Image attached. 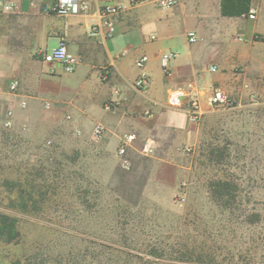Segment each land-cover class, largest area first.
<instances>
[{
    "label": "crops",
    "instance_id": "obj_1",
    "mask_svg": "<svg viewBox=\"0 0 264 264\" xmlns=\"http://www.w3.org/2000/svg\"><path fill=\"white\" fill-rule=\"evenodd\" d=\"M4 1L13 9H0V106L11 111V124L18 126L27 116L37 129L47 126L57 136L79 132L86 142L101 124L104 139L97 147L105 145L114 157L123 137L133 134L128 156L140 153L137 142L153 139L154 163L166 162L162 147L171 155L198 135L188 112L190 93L197 96L202 117L214 112L207 104L214 89L241 102L264 75V0H174L167 7L159 0H78L88 2L90 12L65 17L50 11L58 0ZM110 5L119 7L109 17L112 35L89 37L90 27L100 23L99 9ZM251 11L254 19L248 18ZM189 32L196 43H188ZM60 43L79 59L72 74L80 67L87 74L78 87L58 84L62 68L55 65L51 73L52 65L43 62L41 53ZM168 52L176 59L165 75L159 59ZM144 55L142 72L150 85L137 90L132 84L141 71L135 61ZM26 62L34 63L27 71ZM12 80L18 81V92L8 90ZM179 91L185 93L181 107H169V95ZM22 97L28 98L25 109L19 106ZM44 102L52 108L43 109Z\"/></svg>",
    "mask_w": 264,
    "mask_h": 264
},
{
    "label": "rangeland",
    "instance_id": "obj_2",
    "mask_svg": "<svg viewBox=\"0 0 264 264\" xmlns=\"http://www.w3.org/2000/svg\"><path fill=\"white\" fill-rule=\"evenodd\" d=\"M32 59L39 61L36 53ZM33 64L26 62L24 70ZM86 76L80 67L75 74H62L58 84L78 87ZM12 82L18 92L17 80L8 83V90L12 92ZM256 86L241 102L230 98L229 109L200 117L198 135L189 146L182 145L171 155L162 147L160 157L166 162L159 163H154V152L114 157L106 154L104 144L99 150L104 130L97 136L92 132L86 142L79 132L57 136L47 126L37 129L36 121L27 116L18 126H7L11 111L0 106V212L17 218L20 232L17 245L0 247L3 264L69 249L82 251L83 264H107L112 248L149 259L137 249L148 253L162 245L171 250L178 229L171 223L187 210L196 211L201 219L206 215L211 225L227 215L234 220L224 254L216 253L219 258L211 264H264V75ZM207 149L224 153L223 166L206 160ZM30 178L49 185L44 195L36 191V198L48 199L36 215L8 207L19 194L6 186L24 185ZM223 179L229 180L236 199V206L225 213L214 210L211 199L217 198L209 185ZM209 233L205 235L210 237ZM111 237L119 242L113 244ZM123 237L131 241L127 244L131 248L121 245Z\"/></svg>",
    "mask_w": 264,
    "mask_h": 264
},
{
    "label": "trees",
    "instance_id": "obj_3",
    "mask_svg": "<svg viewBox=\"0 0 264 264\" xmlns=\"http://www.w3.org/2000/svg\"><path fill=\"white\" fill-rule=\"evenodd\" d=\"M206 160L213 164V166H223L221 163L224 159L223 152H215L206 150ZM45 181H47L45 179ZM41 183V182H40ZM42 184V186H40ZM36 184V180L30 178L24 181V185L20 183H10L6 187L8 191L19 194V199H11L8 207L16 209L23 214L36 215L37 211L42 210L43 205L48 202L45 197L36 198V191H41V194L47 193L48 184L46 186L41 183ZM210 189L212 196L217 199H211V203L214 206V210H220L222 213L232 209L233 205L236 206V199H234L233 191H235L229 180L223 179V181L214 180L210 182ZM37 189V190H36ZM231 197H233L231 199ZM239 204V203H238ZM224 216V215H223ZM206 215L202 216V219L198 217L196 211L187 210L184 215L176 217V222L171 223L176 229V241L174 245L169 248L165 246L155 247L150 251L143 252V250L137 249L138 252L150 255L152 258L146 259L139 255L132 254L127 250L112 248L107 252V264H211L216 262L218 255L216 253H223L222 247L226 245L230 240L229 226L233 222L230 215L222 217L216 221L215 225H211L208 219H204ZM230 217V218H228ZM215 227L214 235L211 228ZM187 228L194 230L193 233L187 234ZM203 229V230H202ZM195 231H200L201 235H196ZM211 231L210 238L205 235V232ZM204 236L206 238H204ZM20 238V232L18 230L17 218L0 212V247L17 245ZM113 244H117L119 241L109 238ZM121 242V239H118ZM123 245L126 248H131L130 240L123 237ZM212 243V244H210ZM102 246V245H101ZM104 247V245H103ZM82 251L76 249H69L68 251L59 252L55 256H42L40 259L28 258L26 259H13L12 264H83L84 255ZM0 253H2L0 251ZM224 254V253H223ZM164 259V260H162ZM4 260V259H3ZM0 256V264L4 261ZM222 260V258L220 259Z\"/></svg>",
    "mask_w": 264,
    "mask_h": 264
},
{
    "label": "built area",
    "instance_id": "obj_4",
    "mask_svg": "<svg viewBox=\"0 0 264 264\" xmlns=\"http://www.w3.org/2000/svg\"><path fill=\"white\" fill-rule=\"evenodd\" d=\"M174 0H159V4L161 6H172L174 5ZM0 9L11 11L13 9V5L8 3L4 0H0ZM91 10L90 4L85 1H78V0H58L55 4L50 7V11L58 16H70V15H77V14H86L89 13ZM119 13V7L116 5L104 6L99 9L98 16L100 18V23L95 24L90 27L88 36L89 37H101L107 38L112 35L113 33V23L109 19V17L115 16ZM255 12L251 11L248 14V18L254 19ZM186 39L188 43L193 44L196 43L198 38L194 32H189L186 35ZM42 59L44 63L52 65V69L50 70L51 73L55 72V65H59L65 74H72L75 72L78 64L79 59L76 55L71 53L67 46L64 43H60L54 49L49 51H44L41 53ZM176 59L175 53H164L161 55L159 59L160 67L162 72L167 75L171 69V64ZM148 61L147 56H141L135 61V66L137 69L141 71L138 77L133 82V88L137 90H144L147 89L150 85V78L149 76L142 72L144 66ZM211 71H215V68H211ZM17 83L12 82L9 85V89L12 92L16 91ZM185 95L184 91L174 92L171 93L167 99V105L172 108H180L181 101L180 96ZM189 116L190 119L194 122H197L202 113L199 107L198 98L196 95L190 93L189 95ZM207 104L213 111H224L229 109L232 106L231 100L227 97V95L219 90L214 89L210 95L207 97ZM19 106L22 109L27 108L28 106V98L22 97L19 101ZM44 108L50 109L52 108V103L44 102ZM7 121L5 125L10 126L11 124V112H8ZM104 130L103 125L97 124L93 128L94 136L99 135ZM135 136L133 134H128L123 137L121 145L119 147L118 153L119 155H123L125 153L126 148L131 144L134 140ZM140 152L144 155H151L154 152L153 146V139L147 140Z\"/></svg>",
    "mask_w": 264,
    "mask_h": 264
}]
</instances>
